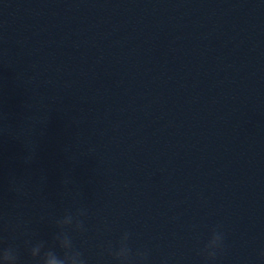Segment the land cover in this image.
Masks as SVG:
<instances>
[{
  "label": "water",
  "instance_id": "1",
  "mask_svg": "<svg viewBox=\"0 0 264 264\" xmlns=\"http://www.w3.org/2000/svg\"><path fill=\"white\" fill-rule=\"evenodd\" d=\"M49 256L264 264V0H0V261Z\"/></svg>",
  "mask_w": 264,
  "mask_h": 264
},
{
  "label": "clouds",
  "instance_id": "2",
  "mask_svg": "<svg viewBox=\"0 0 264 264\" xmlns=\"http://www.w3.org/2000/svg\"><path fill=\"white\" fill-rule=\"evenodd\" d=\"M6 259H7V254L5 253L3 260ZM0 264H2V261H0ZM46 264H64V262L55 256H49L46 260ZM71 264H81V262L78 261L75 257H73Z\"/></svg>",
  "mask_w": 264,
  "mask_h": 264
}]
</instances>
